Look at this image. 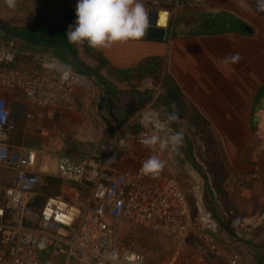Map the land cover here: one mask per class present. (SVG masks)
Segmentation results:
<instances>
[{"label": "crops", "instance_id": "0c3cea01", "mask_svg": "<svg viewBox=\"0 0 264 264\" xmlns=\"http://www.w3.org/2000/svg\"><path fill=\"white\" fill-rule=\"evenodd\" d=\"M262 2L264 0H206L202 7L180 9L172 27L166 30L165 41L145 37L116 42L100 49L85 42L78 43L77 61L90 69L88 74L96 72L98 78L81 76L78 71L71 70L79 109L64 113L60 120L36 118L33 127H29L26 105L10 102V118L16 126L12 145L34 149L40 154L39 171L44 177L40 195L44 191L47 197H63L72 203H77L84 195L83 187L64 183L58 178L55 156L44 152L47 139L39 134L41 128L53 135L64 134L62 151L75 162L90 163L110 173L138 168V163L129 155L121 160L122 151L114 146V141L117 133L132 123L150 97V92L142 91V84L152 78L162 87L157 103L163 117L175 116L171 122L179 133L208 131L212 136L211 145L202 142V152L198 153L196 142L189 135H183L180 147L184 157L179 166L159 151L157 145L140 147L131 144V147L141 157L157 155L163 161L164 167L154 179L176 176L180 181L186 176L183 167L191 163L214 179L219 203L229 216H221L218 205H212L211 197L207 199V206L218 218L215 233L220 251L216 264H229L233 253L240 257L244 253L251 262L254 257L264 262ZM76 3L77 0H22L16 2L14 8H9L6 0H0V20L5 24H14L17 20L18 30L28 32L39 27L60 29L64 23V8H70L75 14ZM142 3L148 19L151 10L160 12L159 9L164 8L154 7L150 0H142ZM197 27L204 31H190ZM236 27L245 33H238ZM245 27L250 31H244ZM224 29L227 32L222 33ZM45 37L41 33L33 38L45 40ZM11 40L16 49L31 52L33 48L39 50L36 52L50 54L48 49L51 48L35 46L17 38ZM50 55L59 58L55 52ZM67 56L75 66L73 57ZM5 96L10 98L12 95L5 93ZM211 146L216 153L214 156H211ZM198 155L202 156L203 167L198 163ZM255 162L260 167L259 172L254 171ZM42 166L46 170L42 171ZM232 171L252 176L249 186L237 195L228 194L223 189ZM36 200L34 207L39 208ZM41 201L44 199L39 198ZM244 220L251 221L252 225L237 231L232 222L241 225ZM193 235L186 242L190 243ZM254 242L258 245H253ZM188 254L190 264H196L193 250ZM241 264H244L242 258Z\"/></svg>", "mask_w": 264, "mask_h": 264}, {"label": "built area", "instance_id": "2783aa9c", "mask_svg": "<svg viewBox=\"0 0 264 264\" xmlns=\"http://www.w3.org/2000/svg\"><path fill=\"white\" fill-rule=\"evenodd\" d=\"M150 2L154 7H164L159 9L158 22L161 14L167 13L164 28L170 30L180 9L202 7L206 0ZM75 84L71 69L61 59L0 42V264H146L144 257L132 247L117 246L110 221L183 242L194 234L190 245L195 263L216 264L220 251L215 233L218 218L206 204V187L212 205H218L221 216H229L219 203L218 190L209 174L200 171L194 163L185 165L183 172L189 178V188L185 190L176 176L154 179L153 175L144 174L142 164L147 157L139 156L131 147V144L146 146L143 140L153 133L154 126L145 127L142 123L146 118L158 117L166 125V130L160 132L162 137L177 132L158 108L162 87L152 78L142 84V91L150 92V97L114 141V146L122 151L121 160L129 155L138 168L110 173L90 163L75 162L62 151L64 134L53 135L41 128L39 134L47 139L44 152L55 156L58 178L83 187L84 195L77 203L48 196L43 205L34 207L44 184L39 171L40 154L34 149L12 145L16 126L11 122L10 102L26 105L29 127H33L36 118L57 121L64 113L79 109ZM5 93L12 96L8 98ZM157 147L176 165L184 157L180 145L161 149L157 144ZM255 163L254 171L259 172L260 167ZM251 180L252 176L232 171L223 189L237 195ZM232 224L241 231L252 222ZM171 264H190V260ZM229 264H241L240 255L233 253Z\"/></svg>", "mask_w": 264, "mask_h": 264}, {"label": "clouds", "instance_id": "9594fccd", "mask_svg": "<svg viewBox=\"0 0 264 264\" xmlns=\"http://www.w3.org/2000/svg\"><path fill=\"white\" fill-rule=\"evenodd\" d=\"M9 8L16 6V0H6ZM260 9L264 11V2ZM76 20L70 25L65 35L72 43L87 42L92 48H107L116 42H128L142 39L147 32L149 19L142 0H77ZM170 116L169 120H175ZM145 127L154 126L151 135L143 143L152 147L159 144L161 149L169 145L178 147L183 142V134L174 132L166 138L160 135L166 125L158 117L142 121ZM164 167L157 155L147 158L142 164L146 175H158Z\"/></svg>", "mask_w": 264, "mask_h": 264}, {"label": "rangeland", "instance_id": "374dc122", "mask_svg": "<svg viewBox=\"0 0 264 264\" xmlns=\"http://www.w3.org/2000/svg\"><path fill=\"white\" fill-rule=\"evenodd\" d=\"M16 2L19 3V1H16ZM0 23L7 25L6 28H8L9 30L11 29L13 31H16L15 33L13 32L14 34L19 35L22 38H26L29 40L30 38L37 37L43 32L42 27H39L32 32L31 31L28 32L27 30H18L19 27L17 23H19V21L17 20L14 22V24H5L1 20H0ZM197 30H199L200 32L204 31L201 27H197L196 29L195 28L190 29L191 32L197 31ZM4 35H7V34L4 33ZM0 42L9 45L12 48L16 47L12 43L13 42L12 40L6 39L1 34H0ZM32 51L36 52L39 50H36V49L34 50L32 48L31 52ZM55 53H56V56H58L60 59L70 64V60L66 52L57 50ZM181 133L186 137L187 135H189V137L196 142V150L198 151V153L202 150L201 145L203 143H207V144L209 143L211 145L210 140L212 139V136L210 135V133H208V131H205V130H203L202 132L182 131ZM198 141L200 142L199 146L197 144ZM211 151H212L211 156H214L216 153L214 152L212 146H211ZM198 163L201 165L200 167L204 166L201 155H198ZM41 169L42 171L46 170L45 166H42ZM211 180L214 184V187L217 189L215 181L212 177H211ZM187 181L189 182L188 176L187 175L182 176V179L180 180V182L181 183L183 182L182 185L183 187H185L186 190H188ZM46 195L48 194L42 191L39 198L45 199L47 197ZM208 198H210V195H209L208 190L206 189V198H205L206 202ZM29 210L31 209L29 208L28 211ZM110 223H111L110 225H111V228L115 236L117 246L122 247V248L132 247L135 251H137L140 255L144 257L146 264H171L172 262L182 263L184 262V260L189 259L188 252L192 251L189 241L184 242V244H182L183 241L180 239L173 238V237H170L164 234H159V233H155L152 231L144 230L141 228L133 227L130 224L119 223L115 221H110ZM253 245L257 246L258 244L257 242H254ZM241 258L244 264H264V262H262V260H260L259 257L257 258L254 257V262H251L248 259V256H246V254L244 253H241Z\"/></svg>", "mask_w": 264, "mask_h": 264}, {"label": "trees", "instance_id": "16d2710c", "mask_svg": "<svg viewBox=\"0 0 264 264\" xmlns=\"http://www.w3.org/2000/svg\"><path fill=\"white\" fill-rule=\"evenodd\" d=\"M75 20H76V15L72 12V10L68 7L64 8V23H63V26L62 28L60 29H43V34H44V37H45V40H42L41 38L40 39H36V38H30L31 41L35 42V43H46V44H54V45H59V46H62V47H67V48H70L72 49L76 56H77V43H72L70 41H68L65 33L67 31V29L69 28L70 25H73L74 26V23H75ZM0 26L5 28V29H8L6 28V26L4 24H1L0 23ZM9 30V29H8ZM11 30V29H10ZM9 30V31H10ZM236 30L238 33H245L242 31V29L240 27H236ZM10 32H16V31H13L11 30ZM227 32V30H223L222 33H225ZM0 34H2L6 39H13L11 36H8V35H4L3 32L0 31ZM87 44V42H85ZM86 44L84 46H86ZM50 54H53V52H56L54 51L53 49H48ZM62 52H66L69 57L71 58V54L67 51H63L61 50ZM79 63V66L80 68L86 72V73H89L90 72V69L88 68H85L83 66V64L81 62H78ZM71 70H75L77 71V69L75 68L73 62H70V64L67 65ZM78 73V72H77ZM92 75H96L97 76V73L96 72H93ZM170 85H173L172 83ZM38 203H39V206L43 205L44 201H41L39 202V198L36 200Z\"/></svg>", "mask_w": 264, "mask_h": 264}, {"label": "water", "instance_id": "95a60500", "mask_svg": "<svg viewBox=\"0 0 264 264\" xmlns=\"http://www.w3.org/2000/svg\"><path fill=\"white\" fill-rule=\"evenodd\" d=\"M159 12L156 11V10H151L150 11V18H149V25H148V29H147V32H146V35L143 37V38H147V39H150V40H156V41H165L166 40V37H167V31L164 27H159V22L157 20V16H158ZM0 31L13 37V38H17V39H21L27 43H30L32 45H35V46H39V47H44V48H51V49H58V50H63V51H67L69 52L72 57H73V60H74V63H75V67L77 69V71L79 72L80 75H83V76H92V77H95V78H98L96 75H92V74H88V73H85L79 66L78 64V61L76 59V54L75 52L70 49V48H67V47H62V46H59V45H54V44H40V43H35L33 41H30L26 38H22L21 36L19 35H16L8 30H6L5 28L1 27L0 26ZM244 31H250V28H244Z\"/></svg>", "mask_w": 264, "mask_h": 264}, {"label": "bare ground", "instance_id": "6f19581e", "mask_svg": "<svg viewBox=\"0 0 264 264\" xmlns=\"http://www.w3.org/2000/svg\"><path fill=\"white\" fill-rule=\"evenodd\" d=\"M167 19H168V14L167 13H162L161 14V19L159 20V25L164 27L167 24Z\"/></svg>", "mask_w": 264, "mask_h": 264}]
</instances>
